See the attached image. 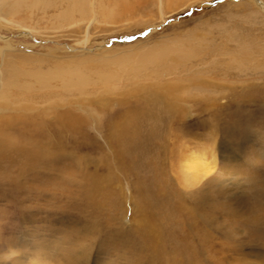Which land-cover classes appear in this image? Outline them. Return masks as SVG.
I'll return each instance as SVG.
<instances>
[{"label":"rangeland","instance_id":"1","mask_svg":"<svg viewBox=\"0 0 264 264\" xmlns=\"http://www.w3.org/2000/svg\"><path fill=\"white\" fill-rule=\"evenodd\" d=\"M35 1L2 11L35 32L0 22L27 61L0 100V264H264V0H82L76 26ZM147 48L165 62L129 81ZM61 67L91 84L39 87Z\"/></svg>","mask_w":264,"mask_h":264},{"label":"bare ground","instance_id":"2","mask_svg":"<svg viewBox=\"0 0 264 264\" xmlns=\"http://www.w3.org/2000/svg\"><path fill=\"white\" fill-rule=\"evenodd\" d=\"M14 1V6H17L18 4H22L25 3L26 0H13ZM57 2H61L62 4L67 3L68 6L66 9L62 10L60 13H58L56 16L60 17L62 19V21L65 23V26H76L78 24V22L76 21V12L77 10H82L83 9V1L82 0H55ZM87 2V0H84V2ZM123 0H121L122 2ZM7 2H10V0H0V22H5L7 24L13 25L15 22V20H8L7 17H5L2 14V11L4 9V7L7 5ZM117 1L115 0L114 3H111V1L108 3V6H104L102 5L100 8V13L101 16L103 18V16H105V19L110 18L112 15H115L116 12V7L114 4L117 5L116 3ZM124 2V1H123ZM163 0L160 1V4L163 5ZM169 2V1H168ZM13 3V2H12ZM55 4V3H54ZM104 4V2H103ZM123 4V3H122ZM120 4V5H122ZM170 4V3H169ZM32 9H35L38 6V1L36 0L34 2V4L32 3ZM88 6V5H87ZM126 6V5H124ZM262 8L264 9V4L261 5ZM94 7V5H93ZM104 7V9H103ZM28 8V7H27ZM91 8V7H90ZM126 8V7H124ZM92 9V8H91ZM30 10V11H31ZM85 10V9H84ZM94 10V9H93ZM85 12V11H84ZM32 13V11H31ZM81 14V13H80ZM94 14V13H93ZM83 15V14H82ZM85 15V14H84ZM10 16V15H9ZM80 16V15H79ZM87 16V15H85ZM91 16H89L88 18H90ZM95 17V16H94ZM96 18V17H95ZM101 18V17H100ZM101 18V19H102ZM87 19V17H86ZM84 21H86L85 19H83ZM104 20V18H103ZM118 20V19H117ZM82 22V19H81ZM61 23V21L59 20V24ZM64 23L60 24V26H63ZM17 25V27H20L22 29L25 30H30L35 32L36 28H34L33 26L30 25H21V23H15ZM59 26V25H58ZM58 28V27H57ZM59 29V28H58ZM72 29V28H71ZM88 33V32H87ZM88 38H89V34L86 35L85 40L82 41L83 45L87 44L88 42ZM5 41L7 42V40L5 39ZM7 44V43H6ZM141 45V44H140ZM248 46V45H247ZM246 46V47H247ZM13 47V46H12ZM245 47V46H244ZM157 48V47H156ZM14 49V48H13ZM246 49V48H244ZM9 51L12 52V48L11 46L8 44L6 46H1L0 47V57L2 58V64L0 67V100H4V102L9 101L10 98L15 97V93L17 94V88L19 87H23V85H20L17 81L19 80L18 76H19V71L22 70V67H19L18 65H21L22 61H26V58L23 60L22 58L16 59L13 57V55L11 53H9ZM146 52L143 53L142 55H140V59L138 64L139 65H134L132 63H129L130 59L125 60V57L128 55H119L118 58V64H121L124 62V66H125V71L124 76L125 78L128 77L129 81H135L138 78L139 72L141 70V66L145 67V66H149V65H157V64H161L165 62V58H163V55H157L156 53H154L155 49L152 48H147L145 50ZM157 51V49H156ZM162 51V49H161ZM164 51V50H163ZM178 51V50H177ZM141 52V51H140ZM132 53V52H131ZM130 53V54H131ZM168 53V49L166 54ZM176 53V52H174ZM173 53V54H174ZM186 53V52H185ZM183 54V53H182ZM135 56V53L133 54ZM176 55V54H174ZM13 58L14 60H10L8 57ZM30 56V55H28ZM183 56V55H182ZM118 57V56H117ZM116 57V58H117ZM130 57V56H127ZM240 57V56H239ZM18 58V57H17ZM34 58V57H33ZM136 58H139L138 56H136ZM172 58H174V56H172ZM176 58V57H175ZM28 60H30L28 58ZM32 60V59H31ZM27 62V61H26ZM71 65V64H70ZM65 66V65H64ZM74 67V65H72ZM63 67L59 68L58 70L49 73L47 75H40L37 78V83H39V87L40 88H45V87H49L51 83V81L54 80H59L62 81V83H64L66 86H70V87H77L79 89H83L82 87L86 88V86H88L89 84H91L92 79L90 77H82L81 75L78 74V72L74 69V71L67 70V69H62ZM67 68V67H66ZM70 68V67H68ZM156 69V67H155ZM32 76V75H30ZM33 77V76H32ZM115 77V75L113 73L109 74V75H104L101 76L100 79L102 81V84L108 85L109 81H111L113 78ZM34 78V77H33ZM57 82V81H55ZM19 85H18V84ZM27 84V83H26ZM30 84V83H29ZM57 85V84H56ZM62 85V84H61ZM64 85V86H65ZM25 87V86H24ZM29 89L31 86H28ZM54 88V86H52ZM63 87V86H62ZM51 88V87H50ZM68 88V87H67ZM12 89V90H11ZM22 89V88H21ZM15 90V93L13 92ZM23 90H25L23 88ZM31 90V89H30ZM21 91V90H20ZM26 91V90H25ZM29 91V90H28ZM26 91V92H28ZM74 91V90H73ZM79 91V90H78ZM22 93V92H20ZM20 97H22V94H19ZM7 100V101H5ZM68 116V115H67ZM10 135V134H9ZM41 135V134H40ZM3 139L6 141H9V137L7 135L3 136ZM27 141V140H26ZM25 141V142H26ZM32 142V141H31ZM30 146V145H29ZM4 148V147H3ZM32 148V147H31ZM36 148V147H35ZM39 148V147H38ZM40 157V156H39ZM2 160V159H1ZM205 219V218H204ZM208 224V223H207Z\"/></svg>","mask_w":264,"mask_h":264}]
</instances>
